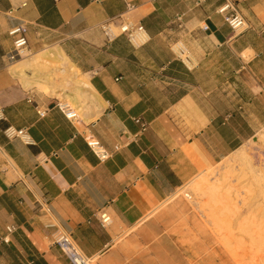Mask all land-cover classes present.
I'll return each instance as SVG.
<instances>
[{
	"label": "crops",
	"instance_id": "1",
	"mask_svg": "<svg viewBox=\"0 0 264 264\" xmlns=\"http://www.w3.org/2000/svg\"><path fill=\"white\" fill-rule=\"evenodd\" d=\"M228 3L245 29L219 12ZM123 21L147 39H109L105 26ZM19 25L29 52L57 44L91 82L99 100L84 120L13 70L9 31ZM0 108V238L15 227L0 264H70L53 245L59 231L90 262L111 264L127 230L264 125V0H0ZM8 127L26 129L28 142ZM100 209L113 219L106 228Z\"/></svg>",
	"mask_w": 264,
	"mask_h": 264
},
{
	"label": "rangeland",
	"instance_id": "2",
	"mask_svg": "<svg viewBox=\"0 0 264 264\" xmlns=\"http://www.w3.org/2000/svg\"><path fill=\"white\" fill-rule=\"evenodd\" d=\"M112 28L116 35L121 32L114 24ZM180 46L185 48L183 41L173 47L178 50ZM62 57L57 44L42 52L27 48L13 70L25 75L26 84L30 79L35 86L37 82L42 93L43 87L54 90L50 95L56 94L62 103L61 98L68 96L78 118L84 120L91 105L76 98L87 89L79 85L75 73L68 68L63 71ZM236 151L208 165L127 230L111 264H264V182L258 181L264 176V125ZM241 151L252 158L256 174L234 161ZM89 264L101 263L95 259Z\"/></svg>",
	"mask_w": 264,
	"mask_h": 264
},
{
	"label": "built area",
	"instance_id": "3",
	"mask_svg": "<svg viewBox=\"0 0 264 264\" xmlns=\"http://www.w3.org/2000/svg\"><path fill=\"white\" fill-rule=\"evenodd\" d=\"M202 0H198V4L201 3ZM134 8V5L129 4L128 9L131 10ZM229 10H232L230 13ZM220 13L225 14V21L230 25V27L237 31L241 29H245L247 27L245 19L235 11V9L228 3L225 6L221 7L219 9ZM177 21H178V26L179 28H182L184 26V21H185V13H178L177 16ZM114 23H109L108 25L105 26V33L109 39H113L114 37L124 34L127 35V37L132 41V36L135 33L136 30L139 31H144V27L142 25H138L136 23H133L131 21H123L117 24L118 28H120L121 32L118 35H112L109 33V26ZM204 29H208V26H205ZM28 31L29 28L27 25H19L14 28H12L9 31V35L13 39V48L12 50L8 53V58L11 62L16 61L19 59L25 50L28 48L29 41H28ZM180 51H183L182 47H179ZM67 104L60 103L59 107L60 109L64 112V114L69 118L73 119L70 117L69 107L66 106ZM40 115H43V111H39ZM4 119V111L3 108H0V120ZM139 121V120H137ZM26 129H16L14 127H8L5 129L4 133L5 135L11 139L15 137H20L24 140H27L28 138L26 135ZM89 146L99 155L101 159H106L109 157V153L105 151L103 146L100 144V142L97 139L90 138L87 140ZM98 221L101 225V227L106 228L109 225H111L113 219L111 214L105 210V209H100L98 211ZM15 230L14 226H8L7 231L8 234L5 235L4 237L0 238V244L1 242H9V234L12 233ZM53 245L58 246L62 252L65 254L67 260L69 261L70 264H89L90 263V258L87 257L76 245L74 242L71 233L66 232V231H59L56 233Z\"/></svg>",
	"mask_w": 264,
	"mask_h": 264
},
{
	"label": "bare ground",
	"instance_id": "4",
	"mask_svg": "<svg viewBox=\"0 0 264 264\" xmlns=\"http://www.w3.org/2000/svg\"><path fill=\"white\" fill-rule=\"evenodd\" d=\"M112 25L113 24H111L110 26H109V28H108V30H109V33L110 34H112V35H116V33H115V31H114V29L112 28ZM115 25V27L116 28H118V26L116 25V24H114ZM147 34L144 32V31H139V30H136L135 31V33L133 34V36H132V40L135 42V43H142L143 41H145L146 39H147ZM180 47H182V46H180ZM56 47H54V49H55ZM183 48V47H182ZM62 51V50H61ZM179 51H180V49H179ZM180 53L181 54H184L185 53V51H184V49H183V51H180ZM50 54V53H49ZM52 54V53H51ZM63 57V62L61 63V65H62V69H63V71H66L67 69L66 68H68L70 71H72L73 73H75V75H76V77H74L75 79H77L78 80V83H79V85L81 86V87H83V88H86L87 89V92L85 91V93H83V96L81 95V96H77V98H76V100H84V101H87L88 103H90L91 104V106L93 105V107L96 105V104H98V100H99V98H98V96H97V92H96V90H95V88L93 87V85L91 84V82L89 81V80H86L85 78H83V77H80L81 76V73H80V71H79V69L77 68V65L75 66L73 63H72V61L68 58V57H66L65 55H63V54H61ZM59 57V56H58ZM60 59H61V57H60ZM24 64H28V63H24ZM23 67H24V65H22ZM56 66V65H55ZM26 68V67H25ZM22 69V68H21ZM61 69V68H60ZM21 73V72H20ZM74 75V76H75ZM80 75V76H79ZM20 76H23V75H20ZM25 76V75H24ZM77 80H75L76 82H77ZM29 81V80H28ZM27 81V82H28ZM38 83L36 82V86H39V85H37ZM35 85V84H34ZM30 86H32V85H30ZM29 86V87H30ZM28 88V87H27ZM52 92H54V90H51L49 87H43V93L44 94H46V95H50ZM57 93V92H56ZM53 94V93H52ZM56 95V94H55ZM58 95V94H57ZM60 95H61V93H60ZM80 95V94H79ZM59 97V96H58ZM62 100H66V102H64V104H67L66 106H68L69 108V111H67L68 113H70L71 115H70V117L71 118H73V119H75V118H77V112L74 110V108L71 106V102L70 101H68V96H64L63 98H61ZM86 102V103H87ZM84 104V103H83ZM95 115H97V114H95ZM238 152V150L236 151V153ZM235 153V154H236ZM234 157V156H233ZM233 159V158H232ZM234 161H240L241 162V164H245L248 168H250V170L253 172L254 170H256L255 169V166H254V164H253V161H252V158L249 156V155H247V153H245V152H239V154L237 155V156H235V158H234ZM235 163V162H234ZM250 171V173H252ZM260 171V170H259ZM259 171L257 170V174L259 173ZM255 172V171H254ZM253 172V173H254ZM264 172V171H263ZM252 173V174H253ZM255 174H256V172H255ZM261 174V173H260ZM254 175V174H253ZM252 175V176H253ZM264 175V174H263ZM251 176V177H252ZM254 176H256V178L258 177V175H254ZM262 176V175H261ZM263 177L264 176H262L261 178H259L258 177V181H260V179H262V181L264 182V180H263ZM251 179H253V178H251ZM254 180L256 181V179L254 178ZM262 182V183H263ZM258 185V184H257ZM258 187H259V185H258ZM264 187V186H263ZM264 188H262V191H264L263 190ZM261 191V192H262ZM262 194H264V193H262ZM258 206V205H257ZM227 242H228V240H226ZM226 241H223V242H226ZM230 246V245H229ZM233 248V247H232ZM230 249V248H229ZM235 249V248H234ZM235 251V250H234ZM231 253V252H230ZM247 264V263H246Z\"/></svg>",
	"mask_w": 264,
	"mask_h": 264
}]
</instances>
